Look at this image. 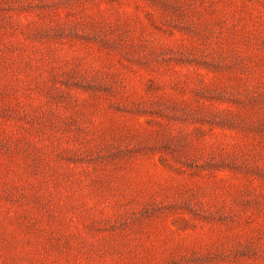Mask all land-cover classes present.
<instances>
[{
    "label": "rangeland",
    "instance_id": "rangeland-1",
    "mask_svg": "<svg viewBox=\"0 0 264 264\" xmlns=\"http://www.w3.org/2000/svg\"><path fill=\"white\" fill-rule=\"evenodd\" d=\"M0 264H264V0H0Z\"/></svg>",
    "mask_w": 264,
    "mask_h": 264
}]
</instances>
